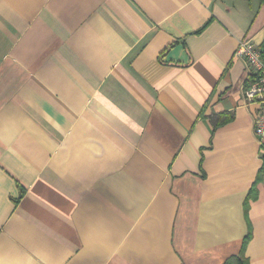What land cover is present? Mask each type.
<instances>
[{
  "label": "crops",
  "instance_id": "obj_1",
  "mask_svg": "<svg viewBox=\"0 0 264 264\" xmlns=\"http://www.w3.org/2000/svg\"><path fill=\"white\" fill-rule=\"evenodd\" d=\"M243 40L264 0H0V264H264Z\"/></svg>",
  "mask_w": 264,
  "mask_h": 264
},
{
  "label": "built area",
  "instance_id": "obj_2",
  "mask_svg": "<svg viewBox=\"0 0 264 264\" xmlns=\"http://www.w3.org/2000/svg\"><path fill=\"white\" fill-rule=\"evenodd\" d=\"M248 68L244 98L255 109L254 134L264 159V54L250 40H243L237 50Z\"/></svg>",
  "mask_w": 264,
  "mask_h": 264
},
{
  "label": "trees",
  "instance_id": "obj_3",
  "mask_svg": "<svg viewBox=\"0 0 264 264\" xmlns=\"http://www.w3.org/2000/svg\"><path fill=\"white\" fill-rule=\"evenodd\" d=\"M203 29H204V28H203ZM202 31H203V30H202ZM263 54H264V53H263ZM214 119H217V121H218V120H219V121H222V120H223L222 117H220V116H219V117H216V118H214ZM231 119H232V117H230V119H228L227 121L224 120V122H223V121L220 122L219 125H218V124H215V129H217V128L220 127V126L225 125V124L228 123ZM260 173H261V174H264V164H263V168H262V170H261ZM261 177H262V175H261ZM261 177H259V179H261ZM250 239H251V234L249 233L248 236H247V237L245 238V240H244V244H243V246H242V248H241L240 253L237 254V255L231 256L230 258H228L224 264H251V261L249 260V258L246 257V247H247L248 242H249Z\"/></svg>",
  "mask_w": 264,
  "mask_h": 264
}]
</instances>
